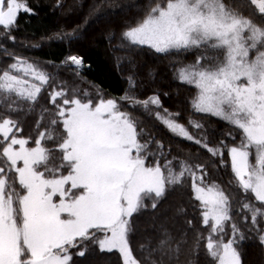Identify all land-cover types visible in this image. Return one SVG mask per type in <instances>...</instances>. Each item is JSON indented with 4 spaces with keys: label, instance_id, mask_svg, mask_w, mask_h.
Returning <instances> with one entry per match:
<instances>
[{
    "label": "trees",
    "instance_id": "obj_1",
    "mask_svg": "<svg viewBox=\"0 0 264 264\" xmlns=\"http://www.w3.org/2000/svg\"><path fill=\"white\" fill-rule=\"evenodd\" d=\"M13 1L20 6L15 18L0 25V123L11 128L0 134V177L6 172L5 149L15 138L44 149L37 172L64 175L66 112L75 102L113 101L144 146L145 166H157L163 178L159 199L144 197L126 219L136 262L217 264L210 245L232 241L239 264H264V202L241 187L230 155L233 148L244 149L264 174V144H251L230 118L200 110L196 82L177 75L182 68L216 72L223 50L208 43L156 51L128 40L126 32L173 0ZM220 1L228 15L264 40V11L250 0ZM10 76L20 82L17 87L8 82ZM154 98L156 104L149 103ZM163 119L183 127L188 137L171 132ZM196 185L222 194L220 226L205 220ZM107 235L106 229L93 228L76 238L65 248L68 264H123L116 250L99 247Z\"/></svg>",
    "mask_w": 264,
    "mask_h": 264
},
{
    "label": "rangeland",
    "instance_id": "obj_2",
    "mask_svg": "<svg viewBox=\"0 0 264 264\" xmlns=\"http://www.w3.org/2000/svg\"><path fill=\"white\" fill-rule=\"evenodd\" d=\"M4 2L0 0V25L10 24L20 7L13 0ZM250 2L264 11V0ZM125 36L156 51L208 43L221 48L224 59L216 72L182 68L177 75L196 82L200 110L230 118L251 144H264V40L228 15L220 0L170 1ZM69 60L80 67L78 59ZM33 74L38 77L37 72ZM7 80L14 87L20 83L11 76ZM156 102L155 98L149 101ZM63 124L66 170L62 176L47 177L35 170L45 156L37 143L28 145L15 138L5 149L6 172L0 177V264H68L65 248L93 228L108 232L98 242L101 249L116 250L123 264H138L127 243L126 219L144 197L156 201L162 195L160 170L145 166L144 146L137 143L132 124L115 110L113 101L75 102ZM162 124L188 137L180 125L167 119ZM10 131L7 121L0 123L1 135ZM230 155L241 187L264 202L261 169L249 163L244 149L233 148ZM198 187L195 192L205 220L220 226L225 218L222 194L215 188ZM234 239L235 232L230 241ZM232 244L210 245L217 264H239Z\"/></svg>",
    "mask_w": 264,
    "mask_h": 264
}]
</instances>
